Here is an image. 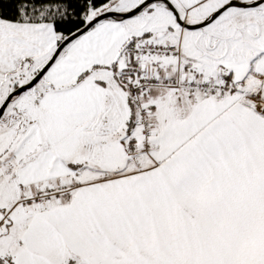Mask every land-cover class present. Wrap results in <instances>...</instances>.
<instances>
[{
  "label": "snow or ice",
  "instance_id": "6c2138e0",
  "mask_svg": "<svg viewBox=\"0 0 264 264\" xmlns=\"http://www.w3.org/2000/svg\"><path fill=\"white\" fill-rule=\"evenodd\" d=\"M0 264H264V0H0Z\"/></svg>",
  "mask_w": 264,
  "mask_h": 264
}]
</instances>
